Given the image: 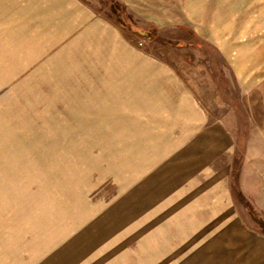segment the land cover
Instances as JSON below:
<instances>
[{"label": "rangeland", "instance_id": "374dc122", "mask_svg": "<svg viewBox=\"0 0 264 264\" xmlns=\"http://www.w3.org/2000/svg\"><path fill=\"white\" fill-rule=\"evenodd\" d=\"M111 1L0 0V264H264V0Z\"/></svg>", "mask_w": 264, "mask_h": 264}, {"label": "trees", "instance_id": "16d2710c", "mask_svg": "<svg viewBox=\"0 0 264 264\" xmlns=\"http://www.w3.org/2000/svg\"><path fill=\"white\" fill-rule=\"evenodd\" d=\"M111 3H112V13L114 16H116V21L119 24L125 27L127 26L128 29L131 30L132 32L140 34V35H144V36H147L146 31H149L150 35L148 36L149 37L152 36L153 33L150 29H147L145 27L135 24V22L131 18V15L127 12L123 3H121L118 0H112ZM232 189H233V194L238 199V201L243 203L248 208L249 213L256 225V229H258L260 232L264 234V218L259 215V213L253 207L251 202L246 198L239 184L235 180V177L232 183Z\"/></svg>", "mask_w": 264, "mask_h": 264}, {"label": "crops", "instance_id": "0c3cea01", "mask_svg": "<svg viewBox=\"0 0 264 264\" xmlns=\"http://www.w3.org/2000/svg\"><path fill=\"white\" fill-rule=\"evenodd\" d=\"M125 4V3H124ZM157 25L158 24H156V25H154V26H152V27H157ZM141 26V25H140ZM142 27H145V26H142ZM146 28V27H145ZM123 67H126L125 65H123ZM114 85H117V93H118V95L120 96V98H124L125 97V95L123 96V94L124 93H126V89H127V86L128 85H130V84H128L127 83V81L125 82V81H121V82H117L116 84L114 83ZM118 96V97H119ZM246 260H250V258H248V259H246ZM249 264H250V262L249 261H247Z\"/></svg>", "mask_w": 264, "mask_h": 264}, {"label": "water", "instance_id": "95a60500", "mask_svg": "<svg viewBox=\"0 0 264 264\" xmlns=\"http://www.w3.org/2000/svg\"><path fill=\"white\" fill-rule=\"evenodd\" d=\"M146 35H147V36L150 35V32H149V31H146Z\"/></svg>", "mask_w": 264, "mask_h": 264}]
</instances>
